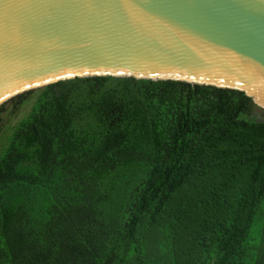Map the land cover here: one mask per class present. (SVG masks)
Listing matches in <instances>:
<instances>
[{
    "label": "trees",
    "instance_id": "1",
    "mask_svg": "<svg viewBox=\"0 0 264 264\" xmlns=\"http://www.w3.org/2000/svg\"><path fill=\"white\" fill-rule=\"evenodd\" d=\"M33 94L0 151V264L264 260V120L244 92L76 78L0 121Z\"/></svg>",
    "mask_w": 264,
    "mask_h": 264
},
{
    "label": "water",
    "instance_id": "2",
    "mask_svg": "<svg viewBox=\"0 0 264 264\" xmlns=\"http://www.w3.org/2000/svg\"><path fill=\"white\" fill-rule=\"evenodd\" d=\"M89 77L238 90L264 110V0H0V107ZM36 97L6 106L0 151Z\"/></svg>",
    "mask_w": 264,
    "mask_h": 264
},
{
    "label": "rangeland",
    "instance_id": "3",
    "mask_svg": "<svg viewBox=\"0 0 264 264\" xmlns=\"http://www.w3.org/2000/svg\"><path fill=\"white\" fill-rule=\"evenodd\" d=\"M33 105H34V104H33ZM33 105L31 106V108H30L29 111L26 113V115L24 116L23 119H25V118L29 115V113L31 112V110H32V108H33ZM251 119H252V120H256V121H262V120H264V110L259 109V108H256V109L253 111V113H252V117H251ZM263 223H264V216L261 215V216L259 217V219L257 220V224L260 226V225L263 224ZM260 235H261L260 230H257V231L255 230V231L252 232L251 237H253V238H251V240H250V241H251V244H252V247H254L255 244H257V243L260 242V241H259ZM259 254H260V257H264V249H261V250L259 251ZM259 264H264V260H263L261 263H259Z\"/></svg>",
    "mask_w": 264,
    "mask_h": 264
}]
</instances>
